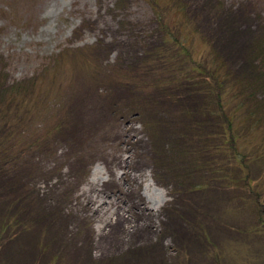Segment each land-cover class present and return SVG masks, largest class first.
<instances>
[{
	"label": "rangeland",
	"instance_id": "rangeland-1",
	"mask_svg": "<svg viewBox=\"0 0 264 264\" xmlns=\"http://www.w3.org/2000/svg\"><path fill=\"white\" fill-rule=\"evenodd\" d=\"M177 2L192 23H182ZM240 17L264 29V0H0V86L47 91L17 129L27 155L0 177V264H264V213L237 197L241 186L207 199L174 192L166 159L176 154L179 112L147 87L168 64H149L147 53L153 61L179 40L193 58L213 54L207 38ZM224 29L230 37L231 24ZM92 182L118 206L120 228L91 218L81 189Z\"/></svg>",
	"mask_w": 264,
	"mask_h": 264
},
{
	"label": "trees",
	"instance_id": "trees-1",
	"mask_svg": "<svg viewBox=\"0 0 264 264\" xmlns=\"http://www.w3.org/2000/svg\"><path fill=\"white\" fill-rule=\"evenodd\" d=\"M177 5L184 15L182 23H192L188 21V5L183 2H177ZM194 9L193 23L201 26L205 21L199 20ZM212 14L213 18L221 17L216 12ZM217 22L219 24V19ZM245 23L243 17L228 23L222 20L223 28L215 29L206 41L213 54L202 56L200 53L193 58L189 46L179 40L175 41L174 48L167 46L160 51L155 48L153 61L150 60L152 54L147 53L149 64L168 59L167 76H158L160 69L156 67L154 71L159 78L147 87L152 89L154 98L167 99V103H159L162 108L170 106V113H176V108L179 112L177 120L180 124L174 134L176 154L166 159L167 166L174 168L171 169L176 177L174 192L198 194L207 199L213 189L241 186L242 190L234 193L255 208L253 212L261 217L264 203L257 188L264 184V71L256 65V59L264 62V29L250 31V25ZM227 24L232 27L230 37L224 29ZM235 55L242 60L237 67L231 61ZM57 60H64V64L72 62L68 55H60ZM41 83L37 81L38 86ZM27 88L23 83H12L7 89L0 86V177L11 161L18 163L27 155L26 140L17 129L29 111L27 108L32 105L30 112L35 109L37 113V102L46 98L44 89L37 88L38 92L34 94V90L29 93ZM45 137L48 138L47 133L37 138L32 146H41ZM15 142L16 151L13 149ZM215 153L223 157L221 165L226 174L222 176L215 175L213 165L220 158L215 157ZM203 206L206 208L205 204ZM260 220L255 221L257 229L262 226ZM7 225L5 223V227ZM1 240L2 235L0 244Z\"/></svg>",
	"mask_w": 264,
	"mask_h": 264
},
{
	"label": "bare ground",
	"instance_id": "bare-ground-1",
	"mask_svg": "<svg viewBox=\"0 0 264 264\" xmlns=\"http://www.w3.org/2000/svg\"><path fill=\"white\" fill-rule=\"evenodd\" d=\"M124 175H128L125 171ZM93 188L81 189V195L83 200H85L84 205L90 211L92 219L101 220L103 225L121 227L123 223L122 214L118 213V206L114 204L111 199H106L105 197L100 199V189L99 184L92 182ZM109 200V201H108ZM115 214L117 217L113 221L111 215ZM102 230V228L100 229Z\"/></svg>",
	"mask_w": 264,
	"mask_h": 264
}]
</instances>
